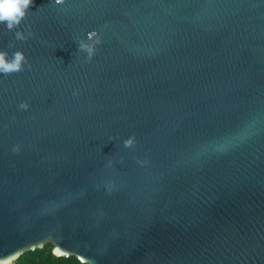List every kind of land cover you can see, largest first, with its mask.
I'll use <instances>...</instances> for the list:
<instances>
[{"label":"water","instance_id":"95a60500","mask_svg":"<svg viewBox=\"0 0 264 264\" xmlns=\"http://www.w3.org/2000/svg\"><path fill=\"white\" fill-rule=\"evenodd\" d=\"M16 51L0 264H264V0H33Z\"/></svg>","mask_w":264,"mask_h":264},{"label":"clouds","instance_id":"9594fccd","mask_svg":"<svg viewBox=\"0 0 264 264\" xmlns=\"http://www.w3.org/2000/svg\"><path fill=\"white\" fill-rule=\"evenodd\" d=\"M56 3H61V0H56ZM33 4V0H0V25H4L8 31L17 29L21 22L26 18L28 10ZM31 35V33H29ZM95 33L90 34L89 39H92ZM15 38L17 40H25V36L20 32H15ZM100 40L96 39L94 45H86L80 43L79 50L87 52V61H90L95 54V45L99 44ZM5 53H0V74L9 75L24 71V65L28 64L25 55L21 51L13 53V58L10 61H6ZM86 61V62H87ZM30 68L31 65L28 64ZM73 95H78V92H73ZM21 110H27L29 104L22 102L19 105ZM125 147H130L133 144V139H129L124 142ZM14 152H18V146L13 148Z\"/></svg>","mask_w":264,"mask_h":264},{"label":"trees","instance_id":"16d2710c","mask_svg":"<svg viewBox=\"0 0 264 264\" xmlns=\"http://www.w3.org/2000/svg\"><path fill=\"white\" fill-rule=\"evenodd\" d=\"M70 258L74 259L72 257H70ZM70 258H55L50 253V246L49 245H44L39 250H34V251H30V252H26V253L22 254L12 264H29V261H35L36 264H40L41 261H56V262H58V261H60L62 259L63 260H68Z\"/></svg>","mask_w":264,"mask_h":264},{"label":"snow or ice","instance_id":"6c2138e0","mask_svg":"<svg viewBox=\"0 0 264 264\" xmlns=\"http://www.w3.org/2000/svg\"><path fill=\"white\" fill-rule=\"evenodd\" d=\"M29 264H36L35 261H29ZM40 264H83V261L76 262L74 259L56 261H41Z\"/></svg>","mask_w":264,"mask_h":264}]
</instances>
